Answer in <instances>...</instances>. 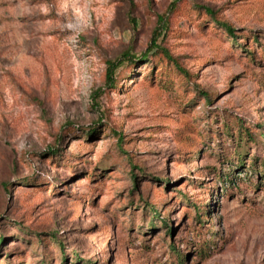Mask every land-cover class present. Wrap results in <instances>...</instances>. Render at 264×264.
<instances>
[{"label": "rangeland", "instance_id": "obj_1", "mask_svg": "<svg viewBox=\"0 0 264 264\" xmlns=\"http://www.w3.org/2000/svg\"><path fill=\"white\" fill-rule=\"evenodd\" d=\"M173 1L0 0V264H264V0L179 1L161 44L188 76L156 53L103 85Z\"/></svg>", "mask_w": 264, "mask_h": 264}, {"label": "trees", "instance_id": "obj_2", "mask_svg": "<svg viewBox=\"0 0 264 264\" xmlns=\"http://www.w3.org/2000/svg\"><path fill=\"white\" fill-rule=\"evenodd\" d=\"M181 1V0H174L172 3H170L169 8L167 10L166 13L160 15L157 19V24L154 27V29L152 30V34H151V38L149 40L148 46L147 48L140 53L138 56L135 54H132L130 52V50H125L122 53H120L116 58L114 59H109L106 61V69H105V76H104V87H108V88H116L118 86L117 84V79H118V72L121 69L124 68H132L134 67L135 63H140V62H149V56H151L152 54H156V53H160L162 55V57L164 59H166L168 62H171L175 68H177V70L183 74L184 76H188V73L185 71V69H183L182 67H180L178 61L176 58H174L169 51L167 50V48L165 46H163L161 44V42H164V39L166 37L167 31L169 29V19H168V15L169 13H172L173 10L176 8L177 3ZM205 10V13H207L210 17H211V22L218 24V26H220L224 32L227 34V37L234 43L236 41V36L234 35V29L227 23V22H221L219 19H217L215 17V12L208 7H201ZM136 21H133L134 25H135ZM254 39H257L256 37ZM236 45V44H235ZM241 47V46H240ZM249 54V56L251 57L250 60L254 61L253 56V52H247ZM201 96L206 98L208 101L211 99L210 95L205 92V91H201ZM240 121V120H239ZM224 125V132H226L228 134V136H231V129H232V125L227 124L226 122L223 123ZM236 133L238 136L243 137L244 140H251L253 137L251 135V132L247 131V129H245V127H243L241 125V122H238L237 128H236ZM118 139H117V148L118 151L120 153H124L122 148H121V141L122 138L120 135H117ZM242 139V138H241ZM243 145H241L239 147V149H237L236 151V155L238 156L237 158H239L236 162L231 163L228 162L231 166H241V164L243 163L242 159V150ZM55 147H51V152L54 153L55 151ZM128 162L131 163V171H130V178L132 180V182L137 181V174L134 172V168H135V164H132V161L130 159H128ZM226 163V164H228ZM261 165H263L262 170H260V174L264 176V159H262L260 161ZM249 167L251 168V170L255 167V161L252 160L251 163L249 164ZM225 176L223 177V180H230L229 176H230V171L224 174ZM135 186V184L133 185ZM131 193L134 191V187H131L130 189ZM144 207L146 206V208L144 209L145 212H148L151 215V219L147 224V227H151V226H155L158 221L160 220L163 223V226L165 228H167L168 222L167 219H164L163 217H159V213L160 210L159 208L156 207V205H153L152 203H145L143 205ZM194 207V211H195V218L197 219L198 222L201 223H205V219L208 217V211L202 210L200 208V205H193ZM168 234H171V230L167 228ZM52 241H56L57 238L55 235H50ZM2 240V236H0V242ZM206 242V241H205ZM202 246V245H201ZM174 247L172 248V251L174 253ZM180 255V254H178ZM92 264V263H91Z\"/></svg>", "mask_w": 264, "mask_h": 264}]
</instances>
